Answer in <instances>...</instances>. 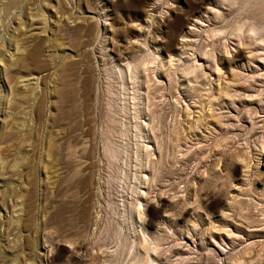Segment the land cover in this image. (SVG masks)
<instances>
[{"label":"rangeland","instance_id":"374dc122","mask_svg":"<svg viewBox=\"0 0 264 264\" xmlns=\"http://www.w3.org/2000/svg\"><path fill=\"white\" fill-rule=\"evenodd\" d=\"M0 264H264V0H0Z\"/></svg>","mask_w":264,"mask_h":264},{"label":"bare ground","instance_id":"6f19581e","mask_svg":"<svg viewBox=\"0 0 264 264\" xmlns=\"http://www.w3.org/2000/svg\"><path fill=\"white\" fill-rule=\"evenodd\" d=\"M224 1H226V0H224ZM243 49V48H242ZM241 51L242 50H240V49H238L237 51H236V55L239 57L240 55H241ZM235 55V56H236ZM235 61V60H234ZM235 64V63H234ZM148 71V70H147ZM237 84V83H236ZM228 87V86H227Z\"/></svg>","mask_w":264,"mask_h":264}]
</instances>
